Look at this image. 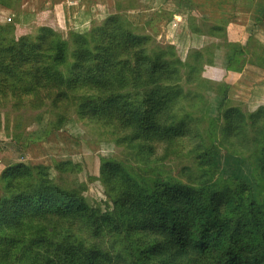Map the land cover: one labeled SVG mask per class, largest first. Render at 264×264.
Returning a JSON list of instances; mask_svg holds the SVG:
<instances>
[{
  "label": "trees",
  "instance_id": "16d2710c",
  "mask_svg": "<svg viewBox=\"0 0 264 264\" xmlns=\"http://www.w3.org/2000/svg\"><path fill=\"white\" fill-rule=\"evenodd\" d=\"M21 1L0 0V17ZM9 19L0 20V110L50 114L43 138L75 115L132 161L101 158L99 177L89 179L101 182L106 198L93 205L70 180L84 171L81 163L57 161L56 176L43 164L7 166L0 174V264H264V106L220 107L215 139L229 155L262 148L251 182L225 178L203 131L213 52L193 50L183 60L174 45L133 31L120 13L69 39L50 27L17 36L16 17ZM231 22L190 28L229 51L230 84L248 65L264 70V46L231 41ZM1 143L23 154L18 143ZM189 146L197 169L183 168L185 181L141 175Z\"/></svg>",
  "mask_w": 264,
  "mask_h": 264
},
{
  "label": "rangeland",
  "instance_id": "374dc122",
  "mask_svg": "<svg viewBox=\"0 0 264 264\" xmlns=\"http://www.w3.org/2000/svg\"><path fill=\"white\" fill-rule=\"evenodd\" d=\"M60 1L64 0H22L13 10L7 11L16 17L17 21L12 23L17 27V36L35 35L40 28L50 27L64 39H69L72 31L89 30L92 26L99 25L107 16L120 13L129 21L133 31L151 35L154 37L155 45L162 47L174 45L183 60H187L193 50H202L207 57L213 52L214 66L208 69L211 84L207 99L211 103V109L203 126L205 142L208 149L214 150L215 161L225 178L234 176L247 182L252 181V171L258 170L260 166L262 148L253 150L245 158L234 157L229 155L215 138L219 134V109L222 105L238 106L247 112H254L264 106V70L248 65L255 71H245L242 77L240 73L235 80H231V84L227 83L229 81L226 80L227 64L231 56L229 51L224 47L219 49L213 46L217 40L211 39L208 35L195 37L190 28L193 24L205 26L212 20H229L232 21L228 30L231 41L247 45L251 39L250 42L262 47L264 34L260 32V22L264 20V15L259 11L257 15H262L257 16L254 10H264V1L77 0L78 8L73 10H68ZM9 13L7 14L10 15ZM7 14L6 17L3 16L6 18L3 22L9 21ZM23 17H29L28 21L24 22ZM259 18L261 21L257 23L256 19ZM185 35L186 38H182ZM249 47L262 54L260 49ZM222 92L224 96L219 95ZM50 120V114L0 110V140L4 143L11 141L18 143L23 153L21 154L14 145L4 146L1 143L0 174L7 166L23 160L34 165H47L51 167L52 175L56 176L55 163L71 160L83 164L84 171L71 176L70 180L81 188L92 205L101 203L106 198L104 188L100 181H90L89 178L99 177L101 158L121 160L124 158L123 160L129 163L131 159L123 155L126 150L111 141L108 142L107 137L101 135L100 128L79 121L75 115H72L71 120L60 131L43 138ZM190 150V146L182 148L158 165L155 171L144 168L141 175L147 178L175 176L185 181L181 176L183 168L189 167L195 171L197 169L191 155L188 154ZM1 196L0 190V198ZM111 242L109 235L103 241L106 248Z\"/></svg>",
  "mask_w": 264,
  "mask_h": 264
},
{
  "label": "crops",
  "instance_id": "0c3cea01",
  "mask_svg": "<svg viewBox=\"0 0 264 264\" xmlns=\"http://www.w3.org/2000/svg\"><path fill=\"white\" fill-rule=\"evenodd\" d=\"M77 0H64V1H60V2H62L63 4H64V6H66L67 7V9L69 10V9H74V8H78L77 7V2H76ZM262 1H264V0H262ZM83 9V8H82ZM86 10V9H85ZM7 11H10V10H7ZM7 11H2V14L3 15H1L2 17H0V20L3 22V21H5L6 20V14L7 13H9V12H7ZM255 12V15H257L258 13H259V11H261V13L264 15V10H259V9H255L254 10ZM5 12H6V14H5ZM45 13L46 12H44L43 13V15H45ZM10 15H8L9 17L11 16V13H9ZM85 14V13H84ZM261 14V15H262ZM261 15H257V16H261ZM3 16H5V17H3ZM88 16V15H87ZM87 16L84 18V19H86L87 18ZM260 28H261V31L260 32H262L263 34H264V20L263 21H261L260 22ZM261 70V69H260ZM245 71H249V72H251V71H255V69H253L252 67H247V69L245 68L244 69V71L243 72H245ZM263 71V70H262ZM243 72L240 74V77H242V75H243Z\"/></svg>",
  "mask_w": 264,
  "mask_h": 264
},
{
  "label": "built area",
  "instance_id": "2783aa9c",
  "mask_svg": "<svg viewBox=\"0 0 264 264\" xmlns=\"http://www.w3.org/2000/svg\"><path fill=\"white\" fill-rule=\"evenodd\" d=\"M10 20V19H9Z\"/></svg>",
  "mask_w": 264,
  "mask_h": 264
}]
</instances>
